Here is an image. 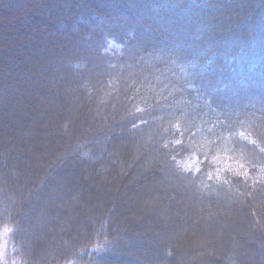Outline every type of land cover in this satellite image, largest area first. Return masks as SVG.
Masks as SVG:
<instances>
[{"label":"trees","instance_id":"16d2710c","mask_svg":"<svg viewBox=\"0 0 264 264\" xmlns=\"http://www.w3.org/2000/svg\"><path fill=\"white\" fill-rule=\"evenodd\" d=\"M4 2L9 17L30 2L52 9L17 14L2 38L33 54L27 65L19 46L9 65L2 58L0 104L26 94L27 81L62 93L57 110L21 108L1 137L0 233L14 229L21 264H171L175 243H153L148 255L116 194L163 173L222 195L250 190L264 215V0ZM41 121L55 133L48 151L33 147ZM172 224L166 232L181 226ZM221 242L211 264H264Z\"/></svg>","mask_w":264,"mask_h":264},{"label":"rangeland","instance_id":"374dc122","mask_svg":"<svg viewBox=\"0 0 264 264\" xmlns=\"http://www.w3.org/2000/svg\"><path fill=\"white\" fill-rule=\"evenodd\" d=\"M54 4L51 3V6L53 7ZM0 5V11L6 17H3L0 22V63L2 58H4L6 66L9 65L6 59L7 55L14 47L17 48L19 46L18 53L22 55L21 62L27 65L29 64L27 57H30L29 54H33V50H22L25 47L21 44L2 46V38H6V35L14 30L17 24L15 17L17 14L26 12L27 14L44 18L52 8L46 11L37 6V3L30 2L19 9H16L17 7L15 6H13V10L10 8L9 10L13 15L10 14L9 17L7 16V2ZM19 43L25 42L19 41ZM1 72L2 70H0ZM6 76L7 73L5 72L1 77L5 78ZM32 77L27 76L26 78ZM29 82H25L27 86L24 85L22 87L23 92L27 88L25 90L26 94L23 93V96L18 93L3 95L6 97H4L3 104H0V142L1 137L8 133L11 134L13 118L21 116V108L27 112L28 107L36 109L42 107L48 113L50 109L57 110L60 106L58 101L62 96L60 91L47 93L49 89L45 85L38 86ZM10 98L13 99L11 100ZM56 106L58 107L55 108ZM72 110L74 109H67L70 112ZM32 115L35 116L34 114ZM40 124L45 128L46 124L44 121H41ZM49 127L51 128V126ZM49 127L40 132L39 140L35 141L34 148L43 146L48 151L50 145L47 137L53 138L55 135L52 130H49ZM35 128L40 131L38 127ZM31 148H27V152L31 151ZM140 155L144 156L143 154ZM150 163L151 161H148L136 167L140 171L148 172ZM169 171L172 174V170ZM159 173L157 172L158 175ZM171 177L164 176V173L159 177L152 176L146 182L147 184L142 181L141 183L135 182V184L123 187L121 192H116L117 196H120L125 202L122 205V212L125 216L127 215L126 220L141 234L138 236H141L143 242H145L144 245H147L143 249L147 250L148 255H151V250L148 248L150 245L153 243L156 245L159 241L166 239L173 242V244L175 243L176 255L170 259L171 264H211V262L207 261V257L214 254L212 247L219 245L222 240L227 238L229 246L234 245L236 251L242 254L243 260L258 262L260 259H264V230L257 229L258 225L254 224L255 220L251 212V207L253 211L258 208L259 217L264 218L263 212H260L262 205L255 207V202L258 201H254V198L248 199L252 196L250 190L247 189L248 191L244 190L242 192L241 190L232 189L230 192L239 194L222 195L223 192H218L217 189L204 188L200 184H193L189 180H185L187 178H183L184 181L179 182L173 176ZM178 178L180 179V177ZM106 191L107 189L103 186L99 188L98 193L105 194ZM206 192L210 196L206 195ZM166 193L168 195L174 194L176 197L169 196L166 198L164 196ZM128 198L131 203L127 202L128 200L126 199ZM170 207H173V209L170 214H167V210ZM160 210L165 213H161ZM183 211L184 213L180 216ZM172 222L181 226L175 232H166V229H170L171 225H173ZM188 223L189 226L187 225ZM13 231L14 229L3 227L0 233V264H21L20 260L14 255ZM141 253L143 254V251ZM144 254L147 255L146 253ZM215 256L216 259H219L217 253H215Z\"/></svg>","mask_w":264,"mask_h":264}]
</instances>
